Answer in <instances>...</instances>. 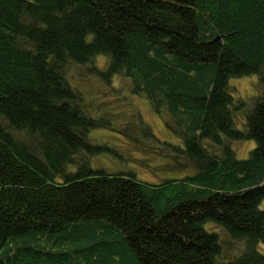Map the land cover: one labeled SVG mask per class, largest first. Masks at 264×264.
Returning a JSON list of instances; mask_svg holds the SVG:
<instances>
[{"label": "trees", "instance_id": "obj_1", "mask_svg": "<svg viewBox=\"0 0 264 264\" xmlns=\"http://www.w3.org/2000/svg\"><path fill=\"white\" fill-rule=\"evenodd\" d=\"M70 63L127 77L181 143L144 137L196 171L90 167L112 150L87 137L105 122L82 111ZM251 75L258 93L233 100L229 80ZM229 140L254 145L236 158ZM263 200L264 0H0V264H264Z\"/></svg>", "mask_w": 264, "mask_h": 264}, {"label": "rangeland", "instance_id": "obj_2", "mask_svg": "<svg viewBox=\"0 0 264 264\" xmlns=\"http://www.w3.org/2000/svg\"><path fill=\"white\" fill-rule=\"evenodd\" d=\"M93 66L97 70H103L106 59L96 57ZM63 74L70 87L79 92L82 111L105 122V126L90 130L87 137L92 143L108 146L112 153L101 152L90 156V167L109 171L128 169L137 179L149 183H157L163 178L182 177L196 171L188 160L169 156L156 142L144 137L140 124L148 127L159 141L181 143L180 137L173 131L170 115L165 110L153 112L143 97L132 92L127 77L110 76L104 81L85 66L73 63L65 66ZM229 85L233 100L239 99L247 103L249 98L258 93L256 76L253 75L231 78ZM245 112L238 110L234 113L235 128H241ZM226 142L236 158L246 157L254 145L253 141ZM204 144L202 142L208 151L217 152L213 145L207 142ZM259 208L264 209V200ZM205 229L217 234L220 258L223 261H228L237 254L235 246L221 227L208 223ZM257 249L264 254V240Z\"/></svg>", "mask_w": 264, "mask_h": 264}]
</instances>
